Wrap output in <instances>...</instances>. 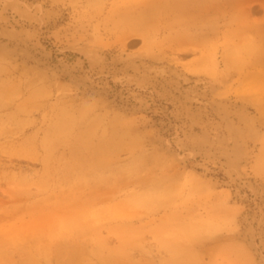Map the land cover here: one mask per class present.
I'll use <instances>...</instances> for the list:
<instances>
[{
	"label": "rangeland",
	"instance_id": "374dc122",
	"mask_svg": "<svg viewBox=\"0 0 264 264\" xmlns=\"http://www.w3.org/2000/svg\"><path fill=\"white\" fill-rule=\"evenodd\" d=\"M257 33L264 0H0V264H264Z\"/></svg>",
	"mask_w": 264,
	"mask_h": 264
},
{
	"label": "bare ground",
	"instance_id": "6f19581e",
	"mask_svg": "<svg viewBox=\"0 0 264 264\" xmlns=\"http://www.w3.org/2000/svg\"><path fill=\"white\" fill-rule=\"evenodd\" d=\"M257 37L259 42L258 50H249L244 53L238 51L239 53L237 56L235 55L231 57L230 67H233L232 76H235L238 79L248 77H257L260 79L262 87H260L259 93L250 99L254 101L253 105L260 114V124L264 125V98L261 97V94L264 93V33H257Z\"/></svg>",
	"mask_w": 264,
	"mask_h": 264
}]
</instances>
